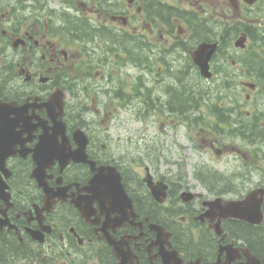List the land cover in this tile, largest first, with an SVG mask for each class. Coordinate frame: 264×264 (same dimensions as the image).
Instances as JSON below:
<instances>
[{"label": "flooded vegetation", "instance_id": "af4514ba", "mask_svg": "<svg viewBox=\"0 0 264 264\" xmlns=\"http://www.w3.org/2000/svg\"><path fill=\"white\" fill-rule=\"evenodd\" d=\"M201 42L218 44L211 80L193 62ZM228 62L256 75L245 91L261 92L264 0H0V138L10 172H0L10 194L8 205L0 199V264H264V251L247 239L251 232L264 244V105L247 111L246 92L211 115L221 124L208 132L244 145L201 139L200 148L233 163L213 167L211 190L191 198L153 167L136 173L120 156L125 147L113 151L84 108L117 100L129 121L140 110L152 120L183 118L186 105L195 119L198 99L188 83L210 84ZM138 66L140 86L128 73ZM225 79L229 87L228 73ZM77 129L93 168L69 161L61 169L56 160L44 173L48 187L39 186L32 172L41 136L75 150ZM97 168L104 178L92 185ZM116 172L125 196L114 189ZM205 200L219 202L208 215ZM225 201L246 214L260 206L261 220L221 214Z\"/></svg>", "mask_w": 264, "mask_h": 264}, {"label": "rangeland", "instance_id": "374dc122", "mask_svg": "<svg viewBox=\"0 0 264 264\" xmlns=\"http://www.w3.org/2000/svg\"><path fill=\"white\" fill-rule=\"evenodd\" d=\"M246 54L247 52H245ZM243 55L241 54V56ZM122 70L125 71L124 69ZM142 70L140 66L135 70L128 68L130 75L136 78L140 77L139 80L137 79V85L139 86L144 82ZM245 70V68L239 70L238 67L230 66V62L226 63L225 66L222 64V66L215 68L216 77L210 84L196 81V83L201 84L198 87H195L197 84L188 83L190 79L195 77L193 72L191 75L187 73L183 75V81L185 80L194 89L197 99L204 100L198 106L197 119L199 121L196 125L192 123V117L190 120H184L181 117L178 119L158 117V119L152 120L149 117H145L141 110L137 111L136 116L131 117L128 121L129 116L125 114L124 106L119 104L117 100L112 105H109L107 101L102 105V108L97 105V101L95 103H86L84 108L88 111L89 121L92 120L94 122L92 124L93 129L103 133L104 137L108 136L104 138V141L110 142L108 144L113 151H118L125 147V152L121 153L120 156L124 161L129 160L133 164V170L136 173L144 177L141 169L151 166L161 175H168L169 180L177 181L180 188L191 187V191L196 192L199 190V193H202L203 191L200 190L197 182L192 177L194 165L199 164L200 167L202 164H206L212 169L213 167L219 168L225 163L232 162L233 157L226 155L219 158L213 151L206 152L199 147L201 145V147L205 148L201 139H224L225 142L223 144L228 148L233 145L235 147H243L242 145H244L238 138L226 137L225 134L222 137L214 136L213 133L207 131L213 125L210 112V109L211 111L213 109L211 107L218 105L222 108H228L227 97L234 99L232 100L234 104H238L244 101L246 92L250 97L248 104L251 105L246 110L251 111L254 107H261L262 98H264V87L261 90L262 94L260 93L255 98V103H253V95L256 92L253 93L247 88L245 91L244 83H253L256 75L250 72L246 73ZM225 73L230 76L229 87L231 89H227L229 87L221 83ZM126 107L124 108L126 109ZM186 109H188L187 106L185 107ZM103 111H106V114H102ZM234 111L243 113L240 110ZM120 121H124L125 124L121 125ZM207 135L209 136L207 137Z\"/></svg>", "mask_w": 264, "mask_h": 264}, {"label": "water", "instance_id": "95a60500", "mask_svg": "<svg viewBox=\"0 0 264 264\" xmlns=\"http://www.w3.org/2000/svg\"><path fill=\"white\" fill-rule=\"evenodd\" d=\"M240 41H237L235 46H239ZM216 49V44H206L202 43L199 45L198 49L195 51L194 61L196 65L199 67L201 74L204 77H210V74L208 72V61L210 60L212 54L214 53ZM63 133V131H60ZM54 135H48L47 133L44 134L43 138H41L40 143L38 144L37 150H36V162L38 165L37 173L35 172V177L40 180V172L45 167V162L49 160L50 162H53V160H57L61 168L64 167L70 160L74 162H86V156H85V147L87 143V139L85 134L81 130H76L74 133V140L77 143L78 148L74 151L71 150H64L60 148L56 143V138H52ZM1 148V146H0ZM3 158V157H2ZM93 165V164H92ZM44 170L42 171V173ZM100 175L97 174L92 179L91 183H96L99 179ZM119 189L122 191V187L119 184ZM236 202H228L226 203V208H223V214H226V216L231 217H240V218H247L248 215L244 211L240 210H230L232 205H235ZM240 204H243L242 202ZM256 214H258V208L256 209ZM179 264V262H177ZM190 264H198V262H193Z\"/></svg>", "mask_w": 264, "mask_h": 264}, {"label": "trees", "instance_id": "16d2710c", "mask_svg": "<svg viewBox=\"0 0 264 264\" xmlns=\"http://www.w3.org/2000/svg\"><path fill=\"white\" fill-rule=\"evenodd\" d=\"M212 112L214 113V111H212ZM215 112H216V114H220L219 113V110H216ZM199 179H200V181L202 182V184L206 188H209V185L208 184H210V180H211L210 178H207L206 180L201 179V178H199ZM247 239H251L253 242H255L254 243L255 244L254 247H255V250H257V252H259L260 249H261V251L262 250L264 251V244H261L262 242L259 239H257L256 237H254L251 232L248 233Z\"/></svg>", "mask_w": 264, "mask_h": 264}]
</instances>
